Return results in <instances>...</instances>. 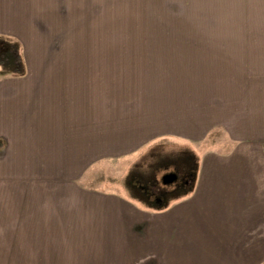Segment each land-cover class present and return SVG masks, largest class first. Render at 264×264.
Instances as JSON below:
<instances>
[{
  "label": "crops",
  "instance_id": "0c3cea01",
  "mask_svg": "<svg viewBox=\"0 0 264 264\" xmlns=\"http://www.w3.org/2000/svg\"><path fill=\"white\" fill-rule=\"evenodd\" d=\"M101 2L0 0V28L14 24L25 66L0 77V161L12 151L26 182L40 174L38 186L0 188V264H260L264 49L256 62L253 45L146 39L118 45L113 58L100 49L98 61L83 47L28 59L21 21L89 19ZM125 48L133 54L121 56ZM162 140L198 147L193 175L158 167L147 200L126 183L82 182Z\"/></svg>",
  "mask_w": 264,
  "mask_h": 264
},
{
  "label": "rangeland",
  "instance_id": "374dc122",
  "mask_svg": "<svg viewBox=\"0 0 264 264\" xmlns=\"http://www.w3.org/2000/svg\"><path fill=\"white\" fill-rule=\"evenodd\" d=\"M91 8V11L94 8L99 10L89 14L93 16L89 19L21 21L25 26L21 28L30 29L31 34L29 36L31 40L26 41V44L23 42L28 59L35 52L43 53L46 59H54L68 47L71 49L83 47L89 50L85 51V55H91V60L98 61L102 53L100 49H104L103 55L107 53L113 58L112 55L116 54L118 45L145 43L146 39L163 40L169 44H206V42L216 44L229 41L236 45H253L256 49L254 52L256 62L263 54L258 50L264 49V0H102L99 4L91 5ZM12 22L6 21L9 25ZM11 26L12 28L9 29L5 26L0 28V31H4L0 33L2 50L4 47L1 46L6 43L7 37L17 41L22 49L21 41L15 36L14 24ZM7 30L11 35L6 34ZM156 31L160 33L165 31L164 33L172 35L150 36ZM233 32L238 35H223ZM105 45L109 46V50H106ZM118 53L121 56L133 54L126 48ZM256 62L255 64L252 62V68L261 71L262 65ZM216 132L217 130L208 136V142L218 135ZM162 141L157 142L147 152L144 151L145 149L141 151L132 164L130 163L134 159L122 158L108 160L100 166H95L90 170L89 178H84L82 182L89 183L93 179L91 182L93 184L114 188H122L126 183L127 193L132 192L136 194L135 196L139 195L143 200H147L150 195L148 186L154 185V176L158 167L172 164L178 177L186 172L193 175L197 166L195 153L198 147L195 149V146L190 147L189 144L177 141ZM204 146L209 145L204 144ZM8 153H3L5 157L0 161V188L38 186L40 180H36V176L40 174L36 175L37 172L34 171L29 177L30 180L26 182L21 175L20 163L10 164ZM167 167L162 170L168 171L172 168ZM158 183L163 191H168L172 186L169 183H161V180ZM178 184L183 187L185 180H181ZM170 198L171 196L166 195V204ZM260 264H264V261Z\"/></svg>",
  "mask_w": 264,
  "mask_h": 264
},
{
  "label": "trees",
  "instance_id": "16d2710c",
  "mask_svg": "<svg viewBox=\"0 0 264 264\" xmlns=\"http://www.w3.org/2000/svg\"><path fill=\"white\" fill-rule=\"evenodd\" d=\"M8 40V41H7ZM6 43L0 50V77L1 76H22L25 74L24 59L21 46L17 41L7 37Z\"/></svg>",
  "mask_w": 264,
  "mask_h": 264
},
{
  "label": "water",
  "instance_id": "95a60500",
  "mask_svg": "<svg viewBox=\"0 0 264 264\" xmlns=\"http://www.w3.org/2000/svg\"><path fill=\"white\" fill-rule=\"evenodd\" d=\"M175 177V175L174 174H167V175H164V177H163V181H165L166 179H172V178H174Z\"/></svg>",
  "mask_w": 264,
  "mask_h": 264
}]
</instances>
